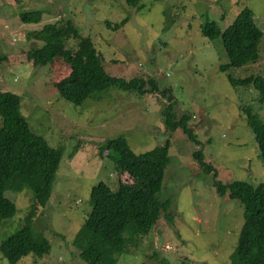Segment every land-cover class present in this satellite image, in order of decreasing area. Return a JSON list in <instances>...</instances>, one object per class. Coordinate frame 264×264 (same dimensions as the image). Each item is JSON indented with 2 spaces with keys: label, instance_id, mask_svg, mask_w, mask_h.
<instances>
[{
  "label": "rangeland",
  "instance_id": "1",
  "mask_svg": "<svg viewBox=\"0 0 264 264\" xmlns=\"http://www.w3.org/2000/svg\"><path fill=\"white\" fill-rule=\"evenodd\" d=\"M255 12L263 35L256 61L221 70L228 60L220 36L201 34L209 18L224 30L244 7ZM44 10L38 22H23V11ZM126 18L119 28H107ZM70 19L88 34L102 58L104 70L124 77H154L161 89L171 88L177 117L188 114V126L198 142L182 129L164 125L168 103L157 93H140L111 86L76 105L63 99L56 82L69 72L61 56L40 65L23 58L38 40L29 31ZM39 42V41H38ZM0 91L18 95L20 111L31 130L53 147L63 146V158L49 203L36 211L35 231L51 243L48 253H28L10 263L0 251V264H87L72 240L91 209L90 191L100 181L112 189L128 183L127 174L100 155L111 138L126 137L136 153L169 142L171 162L165 170L160 197L169 201L152 231L130 243L115 264H232L244 223V205L220 196L213 179L264 183V165L243 108L264 119V103L250 84L233 85L234 77L264 75V0H0ZM1 124V117H0ZM202 149L207 166L193 152ZM105 153V152H104ZM210 169V171H207ZM215 175V178H213ZM17 211L0 227V240L20 226L32 210L25 192H8ZM125 196V191L121 192Z\"/></svg>",
  "mask_w": 264,
  "mask_h": 264
},
{
  "label": "trees",
  "instance_id": "2",
  "mask_svg": "<svg viewBox=\"0 0 264 264\" xmlns=\"http://www.w3.org/2000/svg\"><path fill=\"white\" fill-rule=\"evenodd\" d=\"M129 7H140L141 0H125ZM44 10L23 11V22H38ZM205 18L200 25L201 34L212 39L221 37L228 60L219 65L221 70L256 61L259 57V41L263 32L255 20V12L246 6L224 30ZM126 18L115 24L105 22L107 28L119 29ZM29 39L38 40L26 49L23 58L35 65L45 64L61 56L69 63V72L56 82L59 95L76 105L97 91L111 86L140 93H157L168 103L162 109L164 125L170 131L182 129L192 142H198L188 126L190 116L177 117L174 111L175 96L171 88L161 89L154 77L143 75L124 77L104 70V59L88 34H83L70 20L46 24L29 31ZM6 53L0 60H8ZM233 85H252L264 103V75L250 74L234 77L228 73ZM21 98L11 92L0 91V227L15 215L16 204L8 192H27L32 208L22 219L20 226L0 240V251L10 262L33 253L43 256L50 251L51 243L43 233L33 228L36 211L45 207L52 195L54 182L63 158V146L53 147L44 136L34 133L20 111ZM248 126L253 130L258 155L264 165V119L243 108ZM170 145L157 146L136 153L126 137L106 140L100 147L101 156L128 175L131 180L118 189H112L100 181L90 191L91 209L73 237L79 256L87 264H115L119 254L130 243L149 234L163 213H168L169 201L160 197L165 170L171 162ZM105 152V153H104ZM199 166H207L202 149L193 152ZM207 171H210L208 169ZM215 178V175L214 177ZM212 184L220 196L239 200L244 205V223L237 244L231 253L232 264H264V183L232 180L222 183L213 179ZM125 191V196L121 192ZM159 264H171L163 257Z\"/></svg>",
  "mask_w": 264,
  "mask_h": 264
}]
</instances>
